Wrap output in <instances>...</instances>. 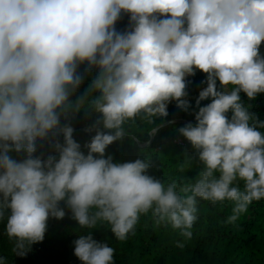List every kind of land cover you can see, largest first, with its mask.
I'll use <instances>...</instances> for the list:
<instances>
[{
  "label": "clouds",
  "instance_id": "9594fccd",
  "mask_svg": "<svg viewBox=\"0 0 264 264\" xmlns=\"http://www.w3.org/2000/svg\"><path fill=\"white\" fill-rule=\"evenodd\" d=\"M123 15L129 26L120 31ZM262 46L264 0H0V219L10 213L13 251L24 256L42 242L49 217H65L62 202L80 228L103 222L122 242L149 212L191 240L197 198L232 202L235 223L264 199V121L241 99L264 94ZM197 71L207 87L196 122L178 129L203 165L195 182L165 184L148 174V159L106 155L127 122L165 121L173 101L189 112L187 78ZM82 110L99 114L85 128L96 133L86 154L74 128L61 125ZM56 132L58 158L34 156L36 141ZM73 243L82 264H115V249L91 232Z\"/></svg>",
  "mask_w": 264,
  "mask_h": 264
},
{
  "label": "trees",
  "instance_id": "16d2710c",
  "mask_svg": "<svg viewBox=\"0 0 264 264\" xmlns=\"http://www.w3.org/2000/svg\"><path fill=\"white\" fill-rule=\"evenodd\" d=\"M128 26L129 16L123 15L116 27L124 31ZM261 52L264 53V46ZM90 79L86 78L78 92L84 91ZM187 79V99L192 106L189 112L177 108L173 101L168 105L169 116L165 121L162 118H154L155 123L149 124L138 117L134 122H127L124 125L127 135L123 140L111 144L106 149V155H111L114 162L120 163L137 158L148 159L151 163L148 174L165 184L172 181H176L178 185L195 182L203 165L199 161L197 151L178 129L187 122L195 124L193 110L198 112L196 99L199 92L207 87L206 83H203L206 74L197 71ZM75 98L76 94L70 97L73 101ZM241 99L246 105L251 104L250 110L264 121V94H259L255 100L250 101L246 94L241 93ZM209 102L210 100L201 101V106ZM98 116L94 110L87 116L82 110L75 118H72L71 114L67 120L61 117V125L70 124L74 128L73 138L81 144V150L85 154L87 149L83 147L84 144L96 134L95 130L89 133L85 128L97 120ZM162 123L163 127L151 141V133L162 126ZM260 131L264 132V129ZM53 140L64 143L62 133H49L47 138L36 141V152L33 155L43 160H47L50 155L58 158ZM12 155L14 158H20L15 153ZM181 164L184 165V171L179 170ZM238 184L243 190V182ZM197 201L198 219L192 229L191 240L182 237L179 230H173L170 225L156 226L155 218L149 212L142 216L136 225L135 235L129 234L128 239L123 242L117 240L110 226L103 222H99L95 229L80 228L78 223L71 219L70 210L62 202L60 206L66 213L65 217L57 219L50 216L44 240L31 245L24 256H19L13 251L15 241H10L6 232L10 214L6 210L4 218L0 219V256L6 258L7 264H82L74 255L73 242L80 235L91 232L94 239L115 249V264H264V199L253 201L248 211L241 214L235 223L227 222L228 217L232 215V202L214 206L200 198H197ZM177 242L184 244V247H177Z\"/></svg>",
  "mask_w": 264,
  "mask_h": 264
},
{
  "label": "water",
  "instance_id": "95a60500",
  "mask_svg": "<svg viewBox=\"0 0 264 264\" xmlns=\"http://www.w3.org/2000/svg\"><path fill=\"white\" fill-rule=\"evenodd\" d=\"M164 125H166V124H164ZM161 127H163V125H162V126H159V127L157 128V131H159ZM157 131H155L154 135L157 133ZM154 135H152V137H151V141L153 140Z\"/></svg>",
  "mask_w": 264,
  "mask_h": 264
},
{
  "label": "rangeland",
  "instance_id": "374dc122",
  "mask_svg": "<svg viewBox=\"0 0 264 264\" xmlns=\"http://www.w3.org/2000/svg\"><path fill=\"white\" fill-rule=\"evenodd\" d=\"M151 134L154 135V131Z\"/></svg>",
  "mask_w": 264,
  "mask_h": 264
},
{
  "label": "built area",
  "instance_id": "2783aa9c",
  "mask_svg": "<svg viewBox=\"0 0 264 264\" xmlns=\"http://www.w3.org/2000/svg\"><path fill=\"white\" fill-rule=\"evenodd\" d=\"M178 143H182L181 141H178Z\"/></svg>",
  "mask_w": 264,
  "mask_h": 264
}]
</instances>
